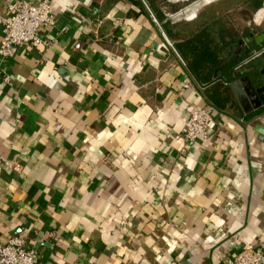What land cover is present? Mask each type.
<instances>
[{"label": "crops", "instance_id": "0c3cea01", "mask_svg": "<svg viewBox=\"0 0 264 264\" xmlns=\"http://www.w3.org/2000/svg\"><path fill=\"white\" fill-rule=\"evenodd\" d=\"M178 1L51 0L48 45L0 56L1 242L22 233L40 264H227L264 239V100L232 84L261 83L264 39L238 41L263 0ZM199 28L222 44L206 77L178 47ZM245 46L262 57L236 68ZM191 102L213 130L185 141Z\"/></svg>", "mask_w": 264, "mask_h": 264}, {"label": "built area", "instance_id": "2783aa9c", "mask_svg": "<svg viewBox=\"0 0 264 264\" xmlns=\"http://www.w3.org/2000/svg\"><path fill=\"white\" fill-rule=\"evenodd\" d=\"M180 11L182 9L177 12ZM259 13L264 14V0ZM173 15L170 14L172 18ZM152 19L158 22L153 14ZM54 22L51 0H7L5 10L0 12L2 28L0 56H9L24 44H30L35 48L48 45L49 41L43 37L41 31ZM212 128V106L191 102L185 128L182 133L175 136L182 137L185 141H192L198 137L209 136ZM13 168L18 170L19 165L14 164ZM263 262L264 239L247 243L226 258L227 264H262ZM0 264L40 263L35 249L27 246L26 238L22 233H17L10 235L5 241H0Z\"/></svg>", "mask_w": 264, "mask_h": 264}, {"label": "trees", "instance_id": "16d2710c", "mask_svg": "<svg viewBox=\"0 0 264 264\" xmlns=\"http://www.w3.org/2000/svg\"><path fill=\"white\" fill-rule=\"evenodd\" d=\"M157 19L161 21L166 29L169 24L168 18L164 17L163 14H158ZM205 33L206 31H203V28H199L184 37L181 45L178 46L191 69L203 77L209 75L211 70L217 67L222 60V44L214 41V45H212V38ZM212 81L213 83L219 82L223 86L228 85V79L225 78H214ZM261 108L263 109L264 106Z\"/></svg>", "mask_w": 264, "mask_h": 264}, {"label": "water", "instance_id": "95a60500", "mask_svg": "<svg viewBox=\"0 0 264 264\" xmlns=\"http://www.w3.org/2000/svg\"><path fill=\"white\" fill-rule=\"evenodd\" d=\"M252 37L257 44H261L264 39V32L255 33L252 31L249 36H246L244 39H240L238 41L239 45H241L244 41H247ZM262 52L258 50V48H251L249 46H245L243 51L238 57V66L239 68L242 63L251 60L252 58L261 56ZM216 74V73H215ZM214 74V76H215ZM258 74L261 78V83L256 84L246 73L240 76V80L245 82L243 88L236 87V81H233V87L236 92V95L243 105V107L247 110L251 107L257 108L259 107L264 100V59L262 60V65L258 68Z\"/></svg>", "mask_w": 264, "mask_h": 264}, {"label": "bare ground", "instance_id": "6f19581e", "mask_svg": "<svg viewBox=\"0 0 264 264\" xmlns=\"http://www.w3.org/2000/svg\"><path fill=\"white\" fill-rule=\"evenodd\" d=\"M198 5H199L198 3H193L188 8L182 9V11L177 12V13H179V15L176 18H180V17H184L185 18V17L190 16L193 13L195 14ZM177 13H175L174 15H176Z\"/></svg>", "mask_w": 264, "mask_h": 264}, {"label": "rangeland", "instance_id": "374dc122", "mask_svg": "<svg viewBox=\"0 0 264 264\" xmlns=\"http://www.w3.org/2000/svg\"><path fill=\"white\" fill-rule=\"evenodd\" d=\"M191 1H193V0H181V1H178V2H180V5H187L188 3H191ZM178 10H180V9H178ZM177 10V11H178ZM173 14H175V12H172ZM179 15V13H177L176 15H173V18H175L176 19V17ZM195 15V14H194ZM192 17V16H191ZM195 16H193V18H194ZM186 18V17H185ZM174 20V19H173ZM188 19H184V18H181V19H179V20H177V21H187Z\"/></svg>", "mask_w": 264, "mask_h": 264}]
</instances>
